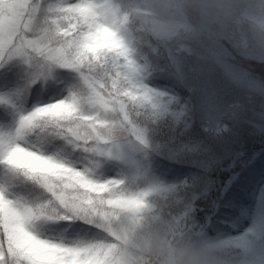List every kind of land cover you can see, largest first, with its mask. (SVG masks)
I'll list each match as a JSON object with an SVG mask.
<instances>
[{"label":"snow or ice","instance_id":"6c2138e0","mask_svg":"<svg viewBox=\"0 0 264 264\" xmlns=\"http://www.w3.org/2000/svg\"><path fill=\"white\" fill-rule=\"evenodd\" d=\"M132 14L150 15L116 0H0V68L28 66L0 95L14 116L0 127V264H120L114 221L157 211L134 160L149 94L124 38Z\"/></svg>","mask_w":264,"mask_h":264},{"label":"trees","instance_id":"16d2710c","mask_svg":"<svg viewBox=\"0 0 264 264\" xmlns=\"http://www.w3.org/2000/svg\"><path fill=\"white\" fill-rule=\"evenodd\" d=\"M117 3L125 11L128 4H135L141 12L150 13L146 18L129 16L128 29L142 47H149L147 41L153 38L160 46L164 40L169 43L196 29L190 9L184 13L180 8L172 12L169 17L174 15L181 26L174 33H165L154 27L153 8L143 1L118 0ZM142 22L143 26L146 24L144 32L140 31ZM227 34L224 41L230 53L228 61L264 84V62L239 53L247 47V25L229 23ZM156 44L155 51L159 49ZM176 47L174 52L182 58L185 75L196 86L189 83L187 89L185 79L171 71L165 62L160 76L150 75V83L140 85L134 73L136 87L149 94L148 102L138 109L137 124L146 131L151 150L156 148L161 152V156L150 154L146 170L149 182L158 189L150 197L157 211L136 219L140 221L147 216L173 236L206 231L226 242L230 257L237 259L247 254L258 264H264V135H250L245 122L247 104L218 70L203 62L199 67L192 65L189 46L178 42ZM18 70L13 63L0 70V95H12L23 86L26 74L17 76ZM152 73L155 74L154 69ZM7 121L13 124L12 110L0 105V127ZM208 153L216 156L212 171L194 159L203 154L211 156ZM240 159L249 162L240 166L220 195L221 179L239 165L235 163Z\"/></svg>","mask_w":264,"mask_h":264},{"label":"rangeland","instance_id":"374dc122","mask_svg":"<svg viewBox=\"0 0 264 264\" xmlns=\"http://www.w3.org/2000/svg\"><path fill=\"white\" fill-rule=\"evenodd\" d=\"M132 1L141 2L143 0ZM172 12V10L165 9L161 6L153 7L154 19L155 21L161 23H167L176 20L174 15L172 18L169 17ZM193 14L196 21V29L192 34L188 36H181L169 43L164 40L160 46L156 44L155 39L153 38L147 41L149 42V47H142L137 44L129 29L128 32L124 34L125 41L131 49V59L134 62L135 71L138 72L137 74L141 79V84L149 82L147 79L149 76V69L153 68L155 73L159 76V73L163 71L162 64L165 62V65H167L171 71L185 79L183 82H185L187 89L190 88L189 83L192 84V80L190 77L185 75L186 73L184 71L182 58L180 55L174 52V49L177 48L176 44L178 42L185 43L189 46V50L192 52L190 57V63L192 65L199 67L200 62H203L210 65L216 71L218 70L217 72L228 81V83L238 93L240 98L245 100V103L247 104L246 112L248 113L245 122L250 135H259V137L264 135V84L254 80L247 72L235 67L228 61L227 55L230 53L226 48V41L224 40L228 36L227 26L229 23L206 20L194 11ZM157 16H159V18L156 20ZM145 26L146 24L143 26L142 22L140 28L141 32H144L143 27ZM177 30L178 27L175 29V31L169 33H174ZM247 37V47L244 50H239V53L244 57H250L254 60L264 62V48H261L253 39L249 29ZM155 44L159 48L157 51L153 50V48H157ZM11 63L16 64L19 67L18 71L20 72H16L17 76H23L27 73L28 66L24 64L20 58H15L9 61L4 65L3 68H0V70L4 69L6 65ZM192 85L196 86L194 83ZM12 126L13 125H11V127ZM5 127L6 128L4 130H10V124L6 125ZM142 130L144 132L145 144L139 146V151L143 150L145 157H148L149 153L147 150L149 138L146 135V131L144 129ZM137 153L134 155V160L136 164L142 170H144L145 165L142 164L141 159L137 158ZM211 156L203 154V158H195L197 159L198 165H201L204 169L209 170L210 168V171H212L211 164L213 163V157ZM247 163L248 159H245L241 161L236 168H240V165L245 166ZM236 168H233L229 174H225L227 176L225 179H221L222 181L226 182L225 185H223V190L225 187H227L228 183L235 178L236 175H233V173L236 172Z\"/></svg>","mask_w":264,"mask_h":264},{"label":"clouds","instance_id":"9594fccd","mask_svg":"<svg viewBox=\"0 0 264 264\" xmlns=\"http://www.w3.org/2000/svg\"><path fill=\"white\" fill-rule=\"evenodd\" d=\"M162 4L175 13L178 8L183 13L190 9L206 20L246 24L253 39L264 48V0H162ZM114 228L119 236L120 264H258L247 254L230 257L226 242L203 230L173 236L147 216L137 221L128 213L120 214Z\"/></svg>","mask_w":264,"mask_h":264}]
</instances>
